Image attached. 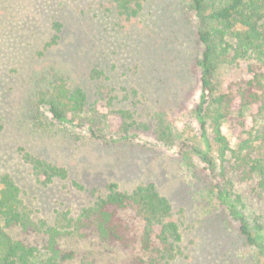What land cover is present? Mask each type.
I'll list each match as a JSON object with an SVG mask.
<instances>
[{
  "label": "rangeland",
  "instance_id": "374dc122",
  "mask_svg": "<svg viewBox=\"0 0 264 264\" xmlns=\"http://www.w3.org/2000/svg\"><path fill=\"white\" fill-rule=\"evenodd\" d=\"M211 8L212 0H147L127 17L114 0H0V176L12 178L38 217L49 224L61 213L75 217L94 200L91 191L102 197L110 183L126 192L151 183L170 202L181 233L182 253L170 264H263L264 192L244 171L218 161L213 106L207 109L237 82V69L212 64L206 139L195 111L204 51L197 33L211 27ZM76 88L90 105L99 100L129 112L137 139L105 145L52 123L47 107L57 98L74 124L95 121L96 132L110 136L101 113L70 110L66 96ZM222 131L235 146V130L224 124ZM25 153L65 168L68 178L39 184ZM241 222L254 244L240 234ZM70 245L78 252L72 264L81 257L108 262L93 240Z\"/></svg>",
  "mask_w": 264,
  "mask_h": 264
},
{
  "label": "trees",
  "instance_id": "16d2710c",
  "mask_svg": "<svg viewBox=\"0 0 264 264\" xmlns=\"http://www.w3.org/2000/svg\"><path fill=\"white\" fill-rule=\"evenodd\" d=\"M146 1L114 0L118 14L127 17H136ZM195 2L199 4L201 0ZM206 19L211 27L197 33L198 41L204 46L198 63L202 94L195 110L202 137L206 139L204 107L208 102L206 93L213 62L237 69L240 73L237 82L208 102L207 109L213 106L212 141L221 164L244 171L255 188L264 192V0H212ZM66 99L75 114L101 113L110 136L98 134L95 121L74 124L58 109L57 98L47 107L52 123L85 132L90 139L105 145L137 139L129 112L101 105L108 111L102 113L99 100L88 104L81 88L71 90ZM224 124L235 130L231 133L235 146L223 133ZM206 144L209 146L207 141ZM23 160L41 185L68 178L65 168L42 158L25 153ZM71 184L77 190H84L75 180ZM106 190L102 197L91 191L94 200L75 217L61 213L49 224L37 216L36 210L25 205L21 189L12 178L1 175L0 264H72L78 259V252L70 244L92 240L109 254L104 264H170L181 255V233L170 219V202L153 184L139 185L126 192L110 183ZM218 194L226 202L223 191ZM239 232L248 243H255L243 222L239 223ZM261 249L264 251L262 246ZM80 264L98 263L81 257Z\"/></svg>",
  "mask_w": 264,
  "mask_h": 264
}]
</instances>
